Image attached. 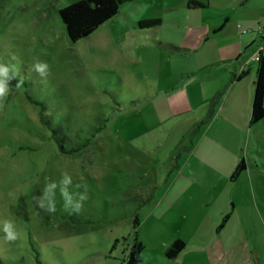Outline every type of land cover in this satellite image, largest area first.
Segmentation results:
<instances>
[{
  "label": "rangeland",
  "instance_id": "374dc122",
  "mask_svg": "<svg viewBox=\"0 0 264 264\" xmlns=\"http://www.w3.org/2000/svg\"><path fill=\"white\" fill-rule=\"evenodd\" d=\"M76 1L0 0V63L18 71L0 109V264H127L136 240L141 264L221 262L188 242L176 260L165 252L192 233L184 209L199 181L186 192L173 183L180 169L207 161L204 121L218 105L208 81L221 69L202 65L224 24L215 10L203 19L207 11L179 15L134 1L72 42L59 11ZM140 9L160 22L141 29ZM36 61L49 74L30 71ZM63 173L70 192L87 187L79 214L64 209ZM49 182L58 184L52 214L33 199ZM4 220L18 240L4 239Z\"/></svg>",
  "mask_w": 264,
  "mask_h": 264
},
{
  "label": "crops",
  "instance_id": "0c3cea01",
  "mask_svg": "<svg viewBox=\"0 0 264 264\" xmlns=\"http://www.w3.org/2000/svg\"><path fill=\"white\" fill-rule=\"evenodd\" d=\"M134 1L145 6L142 8H160L179 15L215 10V15L207 11L203 19L210 14L224 24L214 30L218 42L213 58H206L202 65L205 72L221 69V75L208 81L212 98L220 95L216 109L212 108V118L203 129L207 161L180 169L173 187L183 185L185 191L191 185L198 187L199 181L200 192L185 194L190 204L184 212L192 217L188 223L192 233L184 239L186 243L205 247L208 256L216 254L221 260L216 264H264V118L252 122L258 69L254 56L262 46L256 31L264 26V0H133L121 10ZM192 1L206 7H191ZM154 14L138 10L137 24L155 19ZM230 24L234 31L231 36L226 33ZM243 67L246 70L240 78ZM241 160L247 169L232 179ZM227 215L230 217L223 225ZM218 243L224 247L221 253L214 249ZM212 259L208 257L209 264Z\"/></svg>",
  "mask_w": 264,
  "mask_h": 264
},
{
  "label": "trees",
  "instance_id": "16d2710c",
  "mask_svg": "<svg viewBox=\"0 0 264 264\" xmlns=\"http://www.w3.org/2000/svg\"><path fill=\"white\" fill-rule=\"evenodd\" d=\"M133 0H79L70 5L60 9L59 14L61 20L66 28L67 35L72 42H77L86 38L97 31L106 23L112 21L120 13L121 7ZM191 7H206L205 4L192 1ZM160 22L159 19L143 20L138 23L141 29L149 28ZM243 74L240 75V78ZM257 78L255 83V93L252 104V122L258 123L264 118V56L258 62ZM220 94H218L214 102L217 101ZM212 118V114L204 121L208 123ZM87 144H85V147ZM247 165L244 160H241L233 174L232 179L237 178L244 171ZM227 215L223 219V225L229 219ZM140 225L139 217L134 221V227L138 228ZM222 225V226H223ZM221 226V227H222ZM187 243L182 239H176L166 250L165 256L170 260H176L181 253L187 249ZM144 250L143 244L136 240L135 244L130 250L127 264H141L142 252Z\"/></svg>",
  "mask_w": 264,
  "mask_h": 264
},
{
  "label": "clouds",
  "instance_id": "9594fccd",
  "mask_svg": "<svg viewBox=\"0 0 264 264\" xmlns=\"http://www.w3.org/2000/svg\"><path fill=\"white\" fill-rule=\"evenodd\" d=\"M12 71L13 75L10 76L9 72ZM30 71H35L40 73L41 75L49 74L50 67L48 63L42 61H36L31 65ZM18 76V71L15 66L5 65L0 63V109L5 106V101L10 93V81L13 80ZM23 84V79L17 80L15 85L16 88H20ZM73 181L72 177L67 174L63 173L62 177L59 181V191L60 195L64 200V209L71 210L73 214H79L83 208V203L85 200L88 199L87 196V187L84 186L85 191L81 193L78 191L82 185L77 184L75 188L77 191H69V188L72 186ZM58 187L56 182H49L43 188L41 195L33 197L36 206L49 214L55 213L56 208V192L54 189ZM2 231L4 232V239L9 242H14L19 239V232L16 230L14 223L10 220H4L2 222Z\"/></svg>",
  "mask_w": 264,
  "mask_h": 264
},
{
  "label": "built area",
  "instance_id": "2783aa9c",
  "mask_svg": "<svg viewBox=\"0 0 264 264\" xmlns=\"http://www.w3.org/2000/svg\"><path fill=\"white\" fill-rule=\"evenodd\" d=\"M244 32L247 33L249 31H244ZM256 32L259 34V36L262 39V46L259 49V51L256 53V55L254 56V61L259 62L260 59L264 56V26L258 27ZM245 70H246V67H243L242 72L239 75L243 74Z\"/></svg>",
  "mask_w": 264,
  "mask_h": 264
}]
</instances>
